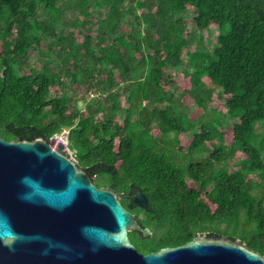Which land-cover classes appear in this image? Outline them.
Masks as SVG:
<instances>
[{"label": "trees", "instance_id": "trees-1", "mask_svg": "<svg viewBox=\"0 0 264 264\" xmlns=\"http://www.w3.org/2000/svg\"><path fill=\"white\" fill-rule=\"evenodd\" d=\"M212 26L219 33L209 49L202 33ZM186 57L177 96L168 69ZM217 88L227 118L237 119L229 146L226 117L209 108ZM263 119L264 0H0V134L52 138L68 129L79 164L151 229L129 232L142 253L201 233L264 254V156L253 137ZM197 128L183 147L179 135ZM239 150L245 156L229 171ZM138 188L146 209L134 202Z\"/></svg>", "mask_w": 264, "mask_h": 264}, {"label": "water", "instance_id": "water-1", "mask_svg": "<svg viewBox=\"0 0 264 264\" xmlns=\"http://www.w3.org/2000/svg\"><path fill=\"white\" fill-rule=\"evenodd\" d=\"M57 140L0 134V264H264V254L240 239L201 233L140 252L129 232L151 229ZM134 202L149 207L140 188Z\"/></svg>", "mask_w": 264, "mask_h": 264}, {"label": "rangeland", "instance_id": "rangeland-1", "mask_svg": "<svg viewBox=\"0 0 264 264\" xmlns=\"http://www.w3.org/2000/svg\"><path fill=\"white\" fill-rule=\"evenodd\" d=\"M75 14H77V12ZM75 14L73 12H70V13H68V16L73 18V17H75ZM190 14H192V8H189V10L186 12V17H187L186 22L188 23V28H187L188 31L195 29L194 24L191 21L192 19H191ZM91 19L93 21L96 20V14H95V16L91 17ZM228 25H229V23H227V26ZM218 33H219V30H218L217 26H212L210 31H203L202 34L204 37V43L209 49H211L214 46V44L217 42ZM191 48H192V50H194V45L191 46ZM37 57H38L37 53L33 55V58H37ZM184 59H185V63L183 65L179 66L178 68H174V69L169 68L168 69L169 73L172 74V76L175 79V87H173L172 89H174L176 91L177 96H179V92L182 91L184 86H185L184 70L187 67V57ZM55 89H57V88H55ZM85 95L88 99H93L97 96V94L94 90L88 91ZM225 96L226 95L223 94L219 88H217L215 90L214 95H213L212 101L209 102V108L210 109L214 108V109L220 111V116L226 117L227 120L224 122V127H223V130L225 132L224 143L227 146H229L232 142L231 137H230V131L232 130L233 122L236 121L237 119L236 118L232 119L230 117L227 118L226 106H225ZM123 100L125 101L124 98H123ZM78 105L80 107H83L84 101H79ZM186 106L191 109L192 114L195 116L201 115L203 113L202 108L198 107L193 101L188 102L186 104ZM118 120H122V117L118 118ZM257 125H258L257 130L253 136L256 139V140L254 139L256 141V142H254V144L262 147L263 156H264V119L260 120ZM195 130H198V128L191 130V131H188V132H185V133H182L179 135L180 144L183 147H185V148L187 147V145L189 144V142L192 138L193 131H195ZM63 139L66 140V134H63V132H62L58 135V140L56 143L59 145V141H63ZM64 149L69 152V154L72 158H75L76 150L73 149V146L70 145L69 142H67ZM206 153L208 154V152H206ZM244 156L245 155H244L243 151H241V150L237 151L235 156L226 162V166L229 169V171H233V170L239 168V165L237 164V159L243 158ZM250 177H252L255 180L259 179L258 173H254ZM213 226H216V225H213ZM221 228L226 230L227 225L223 224L221 226ZM164 229H166L165 226H159L157 228L156 234L157 235L160 234L161 231H163Z\"/></svg>", "mask_w": 264, "mask_h": 264}, {"label": "built area", "instance_id": "built-area-1", "mask_svg": "<svg viewBox=\"0 0 264 264\" xmlns=\"http://www.w3.org/2000/svg\"><path fill=\"white\" fill-rule=\"evenodd\" d=\"M68 133H69V130H68V129H64V130H63V134H66V140L63 139V142H64L65 145H66L67 142H68V138H67Z\"/></svg>", "mask_w": 264, "mask_h": 264}, {"label": "clouds", "instance_id": "clouds-1", "mask_svg": "<svg viewBox=\"0 0 264 264\" xmlns=\"http://www.w3.org/2000/svg\"><path fill=\"white\" fill-rule=\"evenodd\" d=\"M55 137H57L58 138V135L57 136H55ZM60 142V141H59Z\"/></svg>", "mask_w": 264, "mask_h": 264}, {"label": "flooded vegetation", "instance_id": "flooded-vegetation-1", "mask_svg": "<svg viewBox=\"0 0 264 264\" xmlns=\"http://www.w3.org/2000/svg\"><path fill=\"white\" fill-rule=\"evenodd\" d=\"M143 237H147V236H144V235H143Z\"/></svg>", "mask_w": 264, "mask_h": 264}]
</instances>
